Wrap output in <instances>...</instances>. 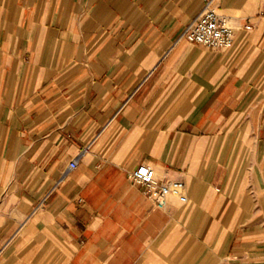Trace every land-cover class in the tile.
Wrapping results in <instances>:
<instances>
[{"label": "crops", "instance_id": "obj_1", "mask_svg": "<svg viewBox=\"0 0 264 264\" xmlns=\"http://www.w3.org/2000/svg\"><path fill=\"white\" fill-rule=\"evenodd\" d=\"M207 1L0 0V264H264V0Z\"/></svg>", "mask_w": 264, "mask_h": 264}, {"label": "built area", "instance_id": "obj_2", "mask_svg": "<svg viewBox=\"0 0 264 264\" xmlns=\"http://www.w3.org/2000/svg\"><path fill=\"white\" fill-rule=\"evenodd\" d=\"M214 0H208L203 10L191 19L179 35L177 41L185 39L192 43L201 44L212 49H225L232 43L234 28L228 24L227 19L218 13ZM250 28L251 25H245ZM87 147L82 150L86 151ZM77 157L71 159L68 169L77 166ZM132 180L144 186L146 193H157L160 197L167 194H181L185 182L181 178L162 181L156 177L155 170L141 163L129 174Z\"/></svg>", "mask_w": 264, "mask_h": 264}]
</instances>
